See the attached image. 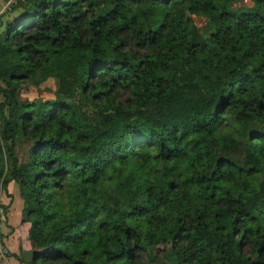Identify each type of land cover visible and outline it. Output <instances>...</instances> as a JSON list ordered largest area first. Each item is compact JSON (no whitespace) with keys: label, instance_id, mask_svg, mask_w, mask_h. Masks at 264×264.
I'll list each match as a JSON object with an SVG mask.
<instances>
[{"label":"trees","instance_id":"1","mask_svg":"<svg viewBox=\"0 0 264 264\" xmlns=\"http://www.w3.org/2000/svg\"><path fill=\"white\" fill-rule=\"evenodd\" d=\"M250 1L12 0L0 189L22 199L19 264H264V0ZM29 84L53 98L21 100Z\"/></svg>","mask_w":264,"mask_h":264},{"label":"rangeland","instance_id":"2","mask_svg":"<svg viewBox=\"0 0 264 264\" xmlns=\"http://www.w3.org/2000/svg\"><path fill=\"white\" fill-rule=\"evenodd\" d=\"M7 0H0V20L2 22L9 18L12 14H16L20 11V8H17V3H12L10 9H4L5 3ZM244 5H251L250 0H241ZM192 19L199 31V33L206 37L209 33L208 30V20L201 14L197 13L192 15ZM1 22V23H2ZM43 86H48L52 88L54 86L52 80H48L43 84ZM53 98L52 94H40L33 85H24L21 90L20 99L24 101L31 100H45ZM16 153L20 161H26L28 159V150L30 147V142H27L23 138H19L15 141ZM9 192V193H8ZM0 194L2 197L5 196L4 200L7 202V205L1 204L0 201V264H17L18 261L15 257L12 256L13 253L18 254L22 257L23 254L19 252V246L23 244V240L26 239L25 227L21 228L19 226L21 221V209H22V199L19 196L18 187L14 183L8 184L6 187L2 186L0 189ZM4 206L5 210L1 207ZM11 207V213L10 212ZM19 211V215H18ZM9 213V215H8ZM15 229L17 232L15 234ZM24 236V239H22ZM7 240L9 248L6 246L5 241ZM22 243V244H21ZM15 249L13 252L12 250ZM24 256V255H23ZM16 259V261H15Z\"/></svg>","mask_w":264,"mask_h":264},{"label":"crops","instance_id":"3","mask_svg":"<svg viewBox=\"0 0 264 264\" xmlns=\"http://www.w3.org/2000/svg\"><path fill=\"white\" fill-rule=\"evenodd\" d=\"M9 193V192H8ZM4 198H5V196L4 197H2V195L0 194V201H1V204H4V205H7V202H5V200H4ZM10 212L9 213H11V207H10ZM9 213H8V215H9ZM18 215H19V211H18ZM21 215V214H20ZM17 232V230L15 229V231H14V233L13 234H15ZM22 239H24V236H23V238ZM5 244H6V246L9 248V244H8V242H7V240L5 241ZM13 252L15 251V249H13L12 250ZM15 253H17V252H15ZM15 261H16V259H15ZM17 264H19V262L17 263ZM23 264H25V263H23Z\"/></svg>","mask_w":264,"mask_h":264},{"label":"built area","instance_id":"4","mask_svg":"<svg viewBox=\"0 0 264 264\" xmlns=\"http://www.w3.org/2000/svg\"><path fill=\"white\" fill-rule=\"evenodd\" d=\"M12 2V0H8L6 3H5V8L4 9H9V6H10V3Z\"/></svg>","mask_w":264,"mask_h":264}]
</instances>
